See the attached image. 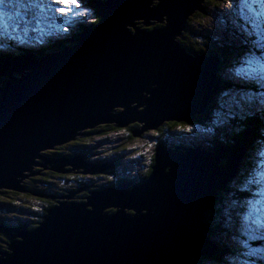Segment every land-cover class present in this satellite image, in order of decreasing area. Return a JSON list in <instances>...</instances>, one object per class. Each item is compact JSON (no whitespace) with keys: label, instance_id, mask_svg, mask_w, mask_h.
<instances>
[{"label":"water","instance_id":"95a60500","mask_svg":"<svg viewBox=\"0 0 264 264\" xmlns=\"http://www.w3.org/2000/svg\"><path fill=\"white\" fill-rule=\"evenodd\" d=\"M158 1L98 2L97 21L67 38L71 45L36 59L0 58V189L26 192L21 182L39 172L35 166L103 172L110 163L87 164L82 155L36 161L98 125L136 123L130 134L139 137L206 112L222 86L216 75L222 56L190 53L178 41L188 17L205 13L204 0ZM163 15L158 27L136 23L161 22ZM244 152L235 136L211 149L156 145L143 182L90 189L82 201L72 199L76 190L56 196L35 228L10 236L0 264H196L198 256L214 257L220 249L205 214Z\"/></svg>","mask_w":264,"mask_h":264},{"label":"rangeland","instance_id":"374dc122","mask_svg":"<svg viewBox=\"0 0 264 264\" xmlns=\"http://www.w3.org/2000/svg\"><path fill=\"white\" fill-rule=\"evenodd\" d=\"M83 1V0H79ZM105 1V0H102ZM154 2L152 3L153 5L156 3H159L158 0H153ZM209 1V0H208ZM208 1L204 0L206 4V14L203 16H196L191 19V24L195 27H192V30L197 33L200 36H211L212 39L214 40L213 43L218 45L222 43L220 41V27L221 24H223L221 21H224L223 18L220 17V15H226V20H230L233 22H237L236 19H238V16L236 14V8L229 9L228 4L224 0H217L212 2L211 4L208 3ZM211 1V0H210ZM7 2V0H6ZM204 4V5H205ZM65 5V4H64ZM78 5V6H77ZM198 6L197 4H195ZM194 5V6H195ZM69 6V9L65 8V13L62 15L60 20L55 19V15L52 14L51 18H46L45 19V28L47 31H49L52 35V38L55 37L57 41L67 39L68 37H72L73 29H79L82 24H89L91 20L95 19V15H93L92 10L90 7L78 2V0H75L74 4H69L65 5ZM256 7H259L257 5ZM58 8L55 6V9ZM47 11V9H46ZM45 12V11H44ZM196 12L201 13L199 10ZM18 14H23L21 11H17ZM74 13V15L72 14ZM203 14V13H202ZM41 15V14H40ZM39 15V16H40ZM163 20L160 22L159 20L157 21H151L148 20L144 22L143 20H137L136 23L138 26H145V25H153V26H159L157 25L158 23H161L160 25H163L166 20V16L163 15ZM73 17V18H71ZM3 20V19H1ZM89 21V22H88ZM245 21V20H244ZM13 22V21H12ZM10 22V23H12ZM14 23V22H13ZM4 24L0 22V26ZM27 26L34 27L31 23L28 24ZM26 26V27H27ZM150 28L152 26H149ZM234 28L237 33H242L245 28L239 29L237 26ZM35 28V27H34ZM43 28V26H42ZM27 29H31L27 27ZM22 30V29H21ZM44 30V29H43ZM260 29H257L256 31L259 32ZM248 32H252L253 28L252 26H248L247 28ZM245 36V35H244ZM2 38V37H0ZM43 39L42 37H40ZM256 37H249L248 39H255ZM15 39V38H14ZM194 40V39H192ZM8 43H11L13 47H15L16 44L14 41H11L10 39L6 40L4 38L0 39V55L2 54L1 51H5L6 49L4 48ZM195 41V40H194ZM212 41V40H211ZM35 42V41H32ZM67 42V41H65ZM196 42V41H195ZM69 45L72 44V42L68 43ZM67 44V45H68ZM19 46V45H17ZM208 46V45H207ZM206 46V47H207ZM211 46V45H210ZM208 46V47H210ZM33 48V47H29ZM3 56V55H2ZM224 66V65H223ZM233 66L221 68L219 70L218 68V73L221 75L223 74L224 79H228L229 77L226 75L228 72L229 68H232ZM23 71H27L28 69H22ZM0 78H2L0 76ZM232 80V86L233 87H220L216 93H214V100L215 103L212 106V121H207L206 123L212 128L209 129H204L201 128L199 125H191L185 122H182L180 124V127L178 126L177 130H180L179 132H176L180 138H190V142L192 143L193 146H199L200 148H208L206 145L208 142L211 143V139L217 140L218 138L221 137H227L229 138L231 142V138L233 136L237 137L236 135H233L232 133L234 131H239L240 133L243 132L244 128H248V123L251 121L253 123V118L254 116H257V119L260 120L259 116H262L264 118V104L259 103L260 99V94H264V84H259L256 82H243L241 84H236L238 82L237 79L235 78H230ZM225 92H228L229 95H224ZM239 93H248L254 97L253 103L250 105H244L242 107H237L236 104L233 101V95L239 94ZM208 107V105H207ZM258 111V112H256ZM257 113V115H256ZM259 113V114H258ZM204 114V113H200ZM263 114V115H261ZM254 115V116H253ZM264 124V123H263ZM251 125V124H250ZM161 131H163V134L166 133V140H170L172 135L171 131L173 130V127L169 128L167 125L164 126L162 124L161 126ZM164 129V130H163ZM159 130H148L144 135H142L139 138H132L129 136V132L127 131H108L106 130L105 134H89L90 138L86 141H80V143H84L85 151L87 153L91 154L86 157L85 154H81L84 157V160L87 164H91L90 162H95V163H101L103 164H108L110 163L111 166H107V168L102 167L103 171H106L107 169H114L111 173H89L86 172L84 174L79 173L81 170L86 169V168H76L78 172L74 174L76 178H80L82 175L86 178V186H79L76 184H73V179L71 177L66 178L68 173H62L57 176L53 175L51 179H48L46 186L53 190V192L60 190L62 194H66L71 190H76L75 194L72 199L75 201H82L83 197L86 196V191L85 189L90 190L93 189L91 187L99 185V184H104V185H111L113 184L114 181H116L117 177H123L127 176L130 179L132 178H139L141 175V172L145 171L144 168L148 163H150V155L153 154L154 148L156 147V137L158 134ZM168 132V133H167ZM168 134V135H167ZM80 136V135H78ZM77 136V137H78ZM74 138L71 140H68L67 142L63 144H58L56 147H62L59 148L60 150H63L64 156L67 157L68 154L71 152L69 151V148H66L64 144L66 143H77L78 138ZM259 140L261 139L258 137ZM197 140V141H195ZM173 140H170V142ZM173 143V142H172ZM74 145V144H73ZM212 146V143L211 145ZM55 147V148H56ZM74 149L75 155H80L78 148L76 149L75 147H72ZM49 151H55V149H47V152ZM57 151V149H56ZM250 156H251V161L247 165V167L243 170H240V163L238 166L237 171L242 172L241 177H240V185H244L247 181V179L252 176L256 177L258 173H264V144H260L258 142H253L251 150H249ZM142 153V156H139V154ZM43 154L45 155V151H43ZM70 155V154H69ZM51 155H45V157H50ZM52 157V156H51ZM37 162L42 163L43 165H46L43 160L40 158L36 159ZM107 162V163H106ZM86 165V164H85ZM113 166V167H112ZM69 167V166H66ZM35 170L38 169V173L29 175L25 178H23L21 184L26 185V192H13L10 190H6L8 193L6 194H1L0 192V207L2 209H5L8 212V218H4L6 221V226H12V224L15 223H20L22 220L25 222L32 220L33 218L36 219L38 217V213L34 210L29 209V206H34L36 208H41L43 207L44 200L46 197L41 196L38 191L30 192V189H42L41 183H39L38 179H35L36 177H40L42 172H50L51 170L48 168H43L41 166H35L33 167ZM95 168V167H94ZM99 169L101 167H98ZM239 173V172H238ZM59 174V173H58ZM260 183L259 184H250L248 186H251V189L247 188V197H244L246 199H255L258 201H261V203L258 205L260 207L261 212L260 215L264 216V193L261 195H255L251 196V191L254 189L257 193L260 190H264V175H260L259 177ZM34 181V182H33ZM65 187V189H64ZM57 189V190H54ZM64 189V192L62 190ZM97 189V188H94ZM223 191H220V193ZM10 193V194H9ZM15 193V194H14ZM40 194V195H39ZM61 194V195H62ZM83 194V195H81ZM9 195L11 197H9ZM80 196V197H78ZM54 200L58 201L56 196H53ZM11 201V202H10ZM6 202V203H3ZM235 203L233 204V210L236 211L235 213V218L237 217L238 221L241 223L239 224V228H241L242 231H238L237 229H232V232L235 233V235H232L230 239V243H235L236 245H239V248L243 249L242 253L237 256V259H231V262L233 261L235 264H264V228H258L255 224L252 223L253 218H249L247 221L244 219V216L248 212V205L244 203V201L238 199V201H234ZM217 203V202H215ZM4 204L8 205L11 204L12 206L8 205L5 206ZM40 206V207H39ZM110 212H113L109 210ZM213 212L208 211L205 214V221H209L211 217L209 218V214ZM7 213H5L6 215ZM14 226V225H13ZM13 227H9V231L7 230L8 227H5L3 225H0V231L3 233L5 238L8 240V243H10V234H14V230L10 229ZM215 231V229H214ZM245 232H250L251 235L255 236V239H248V236L245 235ZM9 233V234H8ZM241 233H244L243 235H240ZM237 235V236H236ZM240 236V239H237V237ZM223 239V236H220ZM246 240L247 245L246 246H241L239 241ZM251 241V242H249ZM8 243H2L4 246V249H7L6 246H8ZM251 249H257L258 251L255 252L253 255H244V253L249 252ZM0 251H2L0 249ZM201 256H198L200 259ZM197 263V261H196ZM200 264H217L213 263L210 260L207 259H201L199 261ZM226 264V263H223ZM229 264V263H228Z\"/></svg>","mask_w":264,"mask_h":264},{"label":"trees","instance_id":"16d2710c","mask_svg":"<svg viewBox=\"0 0 264 264\" xmlns=\"http://www.w3.org/2000/svg\"><path fill=\"white\" fill-rule=\"evenodd\" d=\"M214 1H217V0H211V1L209 0L208 3L211 4ZM79 2L90 7V9L93 12V15H95L94 21H97L98 16L96 13V6H95L96 1L95 0H83V1H79ZM222 2H224V0H222ZM204 4H205V2H204ZM204 6H205V10H206V4ZM205 14H206V12L202 14V13H198V12L194 11L193 14H191L188 17V19L186 21L185 30L182 31V36L178 39L180 45L182 47H184L185 50L190 52V53H192V52L193 53L203 52L205 54H210L211 52H215V53L220 54L222 56V61H221L220 65L218 66L219 70H221V68L228 67V65L234 66L236 64V62L238 61L239 57L241 56V54L246 49L252 47V45L250 43L251 39L247 38L249 42H247V43L245 42L246 41V37L244 36L245 30L242 33H237L234 28H236L235 26H237V28H239V29L246 27V30H247L249 24L247 23V21L239 20V18L236 19L237 22H233L234 20L233 21H230V20L227 21L226 15H220V17L224 19V21H221L223 24H221V27H220V38H219L222 43L216 45L213 43L214 40L212 39L211 36H206V35L200 36L192 30V27H194V26L190 22L191 19L193 17L203 16ZM93 23H95V22H93V21L90 22V24H93ZM242 26H245V27H242ZM148 28H150V27H148ZM73 34H74V30H73ZM192 39H194L196 42ZM52 41H53V39H49V40L45 41V43L40 44L37 47H34L33 50H37V51L40 50V52L36 53V54H43L46 52L53 51L54 49L50 50V46L47 45L48 43H52ZM68 43H70V42H65L62 40L57 41L55 39V46L56 47H61L62 44H68ZM207 45L208 46L211 45V46L208 47ZM41 51H44V52H41ZM22 52H23V50H21V48L17 49V53H22ZM12 53H16V52L13 51ZM217 70H216V75L221 80V82L224 83L223 88L233 87L232 86V80H230V78H228V79L222 78L223 74L221 75L220 73H218ZM241 83H243V82L238 81L236 84L238 85ZM214 103H215V100L213 98L210 101V103L208 104V107L206 108V112L204 114H196L194 120L185 121V123H188V124L192 123L191 125L195 124V125L202 126L205 129L209 128L212 130V128L206 123V121H207V118H208V121L209 120L212 121L211 120L212 119V114H211L212 109L211 108L214 105ZM256 112H258V111H256ZM256 115H257V113H256ZM261 115H263V114H261ZM259 117H260V120L257 119V116H254V118L252 120L253 123H251V121H250L248 123V128H246V129L244 128L243 132L240 133L239 131H234L232 133L233 135L237 136L238 140L240 141L242 146L245 148V153H244L243 159L240 163V170L245 169L251 161V156H250L249 150H251L253 142L259 141L260 144H264V124H263L264 118L262 116H259ZM180 124L175 123V122H168L167 126L169 128L173 127V130H175V131H171V130H169V131L172 132V134H175L176 132L180 131V130H177L178 126L180 127ZM111 128H114V126H112V124L98 125L95 128L85 130L84 132H88V133L93 132V134H95V133L105 134L106 130L110 131ZM116 129L120 132L123 131L122 128H116ZM133 129H135V128H133ZM131 130H132V128L130 129V131L128 133L130 136H131V134H130ZM157 130H159V132H158L157 137H156V144L155 145H167V146L173 147V146H182V145L190 146V144H191L190 138L189 139L183 138V137L180 138L179 136H177L178 134L172 135L170 140H173V141H171V142H170V140L167 141L165 139L166 133L163 134V131H161L162 129H157ZM131 137L133 138V136H131ZM258 137H260L261 139L259 140ZM86 140H88V139L78 138L79 144L71 142L72 144L68 143L67 145H65V147L67 148V146H69V148H70L72 146V147H75L76 149L78 148L79 153H85V147L86 146L84 145V143H80V141H86ZM195 141H197V140H195ZM210 141L212 143V146H210L211 143L208 142L206 144L208 146L207 149H211L213 147V145L215 143H217L218 141L222 142L223 144L230 142L227 135H226V137H221V138H218L217 140L211 139ZM62 147H56V148H54L55 151H49L48 152L49 155H51L53 157L62 156L64 154V152H62L63 150L59 149ZM72 147H71V149H68L69 151L71 150V152L69 154L77 153L74 151V149ZM56 149H57V151H56ZM139 156H142V153H140ZM152 163H153V159L150 161V163H148L149 166L147 167L145 172L142 171L141 175L139 176L138 179L132 180L131 185L136 184V183L139 184V183L144 181L146 176L151 171ZM241 173L242 172L237 171L235 173V175L229 180V182L227 183V186L223 190V192L219 193L220 199L217 203L214 204L213 212H211L209 214V218L211 217V219L208 222L206 221L207 223H209L212 226V228L215 229L214 233L212 235H210V238L212 239L213 242H215L217 244L218 248L220 249V252L217 253L214 257H203V256H201L200 259L197 258L196 264H200L199 261L201 259H207V260H210L213 263H217V264H223V263L235 264L233 261L231 262V260L229 258L237 259V256L242 253L243 249L239 248V245H236L233 242L230 243V241L228 240L231 238L232 235H235V233L232 232V229L233 230L237 229L239 232L242 231L241 228H239V226H240L239 224H241V223L238 221L237 217L235 218V213H237V212L233 210L234 201H238V199L244 201V199H245L244 197H247V195H246L247 191H241L240 183H242V182L239 181L240 177H241ZM53 175L54 176L55 175L60 176V174H58V173L56 174L54 171H51V173L50 172L49 173L48 172H42L40 177L35 178V179L39 180L38 181L39 183H41L42 189L37 190L34 188V189H30L29 191L30 192L38 191L40 194L48 195V196H52V195L53 196H59V195H61L62 193L60 190L54 189L57 191L53 192V190L51 191V189H49L46 186L48 179H51V177ZM59 176H57V177L59 178ZM72 177H74V176H71V178ZM123 178L127 179L126 177H122L119 179L124 180ZM82 179H84V178H82ZM119 179L116 182L120 181ZM73 182L75 183L78 181L73 180ZM85 184H86V179L81 180L77 183V185H79V186H83ZM101 186H103V185L100 184V185L93 186L91 188H93V189L94 188H100ZM250 187L251 186H248L247 188L250 189ZM25 188H27V187H25ZM64 189H65V187H64ZM64 189L62 190V192H64ZM85 191L87 193V189H85ZM0 192H1V194L8 193L5 189H0ZM81 195H83V194H81ZM9 197H11V196L9 195ZM47 198H50V197H47ZM55 202H56V200H55ZM3 203H6V202H3ZM6 204H4V205L5 206H8V205L12 206L11 204H8V205H6ZM54 204H55L54 202L47 201V204L46 205L43 204V207H41L40 209L36 208L34 206H29L28 207L29 209L34 210L38 213V217L36 219L33 218L32 220L27 221V222L22 220L20 223L12 224V226H10V227H15L16 229H25V230L35 228L37 226V222L41 218V215H43L45 213L47 208L53 206ZM108 212L110 213L109 210H108ZM5 213H7V214L5 215ZM128 214H130V213H128ZM4 218H8V212L5 209H2L0 207V225L1 224L7 225ZM13 225H15V226H13ZM243 234L244 233H241L240 235H243ZM220 236H223L224 240H222V238ZM237 239H240V236L237 237ZM7 241L8 240L5 238L3 233L0 232V249L1 250L4 249V246L2 245V243H6ZM249 242H251V241H249Z\"/></svg>","mask_w":264,"mask_h":264},{"label":"snow or ice","instance_id":"6c2138e0","mask_svg":"<svg viewBox=\"0 0 264 264\" xmlns=\"http://www.w3.org/2000/svg\"><path fill=\"white\" fill-rule=\"evenodd\" d=\"M21 7L24 8H36L40 11H44L49 3L51 4H74L75 0H17ZM229 9L236 8V14L239 20H245L252 26L253 31L248 32L246 30L244 35L246 37V43L249 42L247 38L256 37L251 39V48L246 49L239 57L236 64L228 69L226 75L229 78H235L240 82H256L259 84H264V0H226ZM259 5V7H256ZM78 6V5H77ZM16 7L15 3L6 2V0H0V19H3L8 12ZM57 12L64 14L65 8L58 7L55 9ZM260 29L259 32L256 30ZM224 95H229L225 92ZM233 101L237 107H242L244 105H250L253 103L254 97L248 93H239L233 95ZM259 103L264 104V94H260ZM264 175V173H258L256 177L250 176L246 183L242 185L241 191H246L248 185L259 184V176ZM264 193V190L258 191L257 195ZM235 203V202H234ZM244 203L248 205V212L244 216L247 221L249 218L252 219V223L258 228H264V216L260 215L261 209L258 205L261 201L258 200H246ZM248 239H255L256 237L251 235L250 232H245ZM241 246H246L247 241H239ZM257 249H251L249 252L244 253V255H253Z\"/></svg>","mask_w":264,"mask_h":264},{"label":"bare ground","instance_id":"6f19581e","mask_svg":"<svg viewBox=\"0 0 264 264\" xmlns=\"http://www.w3.org/2000/svg\"><path fill=\"white\" fill-rule=\"evenodd\" d=\"M25 2H26V0H25ZM19 5H20V3H19ZM55 6L56 7H61V8H64V7H66L67 9H69V6H65L64 4H51V3H49L48 5H47V7L45 8V12L44 11H40L39 9H36V8H23L22 10H21V5H20V8L19 9H15L14 10V12L15 13H17V11H21L22 13H24L23 11H25V10H27V11H30L33 15H37V16H39L40 14H41V16L43 17V18H51L52 17V14H54L55 15V19H58V20H60L61 19V17H63L62 15L63 14H61V13H59V12H57L56 10H55ZM46 9H47V11H46ZM73 15H74V13H72ZM7 16V18L6 19H11V17L13 16V14H11V12L10 13H8V15H6ZM40 17V16H39ZM71 18H73V17H71ZM13 19H11L10 21H12ZM89 22V21H88ZM161 23H158L157 25H159V26H161L160 25ZM146 26V25H145ZM140 28L142 27V26H139ZM158 27V26H157ZM0 39H2V38H0ZM0 58H3V56H2V54L0 55ZM31 58H33V59H36V55H34L33 57H31ZM222 87V86H221ZM220 88V87H219ZM214 96V95H213ZM213 98H211V100H212ZM44 151H47V150H44ZM43 158H41L42 160L44 159L45 160V162H46V164H47V159H49V158H51V157H45V155L43 154ZM262 158H264V157H262ZM99 163V162H98ZM73 167H76V168H80L79 166H74L73 165ZM105 168V167H104ZM15 226V225H14ZM10 229H12V230H16L14 227L13 228H10Z\"/></svg>","mask_w":264,"mask_h":264},{"label":"flooded vegetation","instance_id":"af4514ba","mask_svg":"<svg viewBox=\"0 0 264 264\" xmlns=\"http://www.w3.org/2000/svg\"><path fill=\"white\" fill-rule=\"evenodd\" d=\"M164 124H166L167 125V123H164ZM136 127H138V124H136V123H132V124H129L128 126H126V127H124V128H122V130H124V131H127V132H129L130 131V129L132 128H136ZM146 132H144V134H145ZM144 134H141V136L142 135H144ZM130 136V135H129ZM140 136V137H141ZM77 138H82V139H88V136H86V135H80V136H78ZM73 143V142H72ZM72 143H70V144H72ZM68 143H66V144H64V145H67ZM72 147V146H71ZM71 147L69 148V146H67V148H69V149H71ZM49 153L47 152V151H45V155H48ZM51 157V156H50ZM152 158H153V154L152 155H150V159L152 160ZM43 162L46 164V162H45V160L43 159ZM149 165L147 164L146 165V167L144 168V170H146L147 169V167H148ZM113 167V166H112ZM114 169H107L106 171H104L105 173H111L112 171H113ZM145 172V171H144ZM103 173V172H102ZM57 174V173H56ZM71 176H74V174H72V175H70V176H66V178H68V177H71ZM82 178H84V179H86L85 177H84V175H82L80 178H76L75 176L74 177H72V179L74 180V181H81V180H84V179H82ZM116 179H119V178H116ZM133 180H136V179H133ZM78 182H73V184H76L77 185V183ZM87 184H85L84 186H86ZM85 191V190H84ZM53 196V195H52ZM78 197H80V196H78ZM47 201H50V202H54L55 203V200H54V198H46L45 200H44V205H46L47 204ZM15 228V227H14ZM16 229V228H15ZM10 236H14V234H10ZM9 236V237H10ZM13 239H16L15 237H13ZM3 250H5V249H3Z\"/></svg>","mask_w":264,"mask_h":264},{"label":"clouds","instance_id":"9594fccd","mask_svg":"<svg viewBox=\"0 0 264 264\" xmlns=\"http://www.w3.org/2000/svg\"><path fill=\"white\" fill-rule=\"evenodd\" d=\"M151 6H153V4H151ZM39 55H41V54H36V56H39ZM111 132H112V130H110ZM147 132V131H146ZM93 132H89V134H92ZM88 134V135H89ZM81 135H86V136H88L87 134H81ZM77 137V136H76ZM90 138V136H88V139ZM80 154V153H79ZM69 155V154H68ZM70 155H75V154H70ZM81 155V154H80ZM92 163V162H91ZM107 163V162H106ZM111 166V165H110ZM104 172V171H103ZM102 173V172H101ZM118 180V179H117ZM116 180V181H117ZM120 181H125V180H121V179H119ZM116 181H114L113 182V184H111V185H115L116 183H118V182H120V181H118V182H116ZM116 182V183H115ZM130 182H132V180L130 181ZM115 183V184H114ZM100 185V184H99ZM101 185H103V186H101L100 188H102V187H105V186H109V185H104V184H101ZM100 188H97V189H100ZM127 213H130V212H127ZM1 225H3V226H5V227H8V229H9V227L10 226H6V225H4V224H1ZM9 231V230H8ZM2 233V232H1ZM9 234V233H8Z\"/></svg>","mask_w":264,"mask_h":264}]
</instances>
